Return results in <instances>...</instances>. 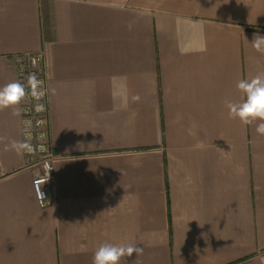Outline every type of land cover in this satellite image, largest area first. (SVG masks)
Segmentation results:
<instances>
[{
    "label": "crops",
    "instance_id": "obj_1",
    "mask_svg": "<svg viewBox=\"0 0 264 264\" xmlns=\"http://www.w3.org/2000/svg\"><path fill=\"white\" fill-rule=\"evenodd\" d=\"M255 35L264 0H0V88L42 55L55 163L43 208L41 161L5 150L22 102L0 110V264H93L103 243L143 248L120 264H264V136L225 106L264 73Z\"/></svg>",
    "mask_w": 264,
    "mask_h": 264
},
{
    "label": "clouds",
    "instance_id": "obj_2",
    "mask_svg": "<svg viewBox=\"0 0 264 264\" xmlns=\"http://www.w3.org/2000/svg\"><path fill=\"white\" fill-rule=\"evenodd\" d=\"M251 47L258 53L264 54V36L255 35L250 43ZM236 87L241 93L242 99L239 102L226 101L230 119H238L242 125L256 124V132L264 136V73L257 74L248 79H241ZM42 82L35 73L27 76V86L18 81L6 84L0 88V110L13 108L14 115H19L18 106L29 95L36 101H40L44 96ZM139 99V97H136ZM45 106L42 103L35 105L36 112H43ZM30 126V122H26ZM4 138H0L2 140ZM30 139V137H29ZM5 150L15 151L18 155L31 153L32 145L28 140H11L5 145ZM51 167L48 168V171ZM37 198L44 200V194L40 191V186L36 192ZM83 250V249H82ZM142 255L143 248L134 244H101L94 253L93 264H120L124 257Z\"/></svg>",
    "mask_w": 264,
    "mask_h": 264
},
{
    "label": "rangeland",
    "instance_id": "obj_3",
    "mask_svg": "<svg viewBox=\"0 0 264 264\" xmlns=\"http://www.w3.org/2000/svg\"><path fill=\"white\" fill-rule=\"evenodd\" d=\"M16 64L22 65L25 68L26 72H23V80L22 83L27 86V76L29 73V69H34L31 59L29 56L19 57L16 60ZM28 69V70H27ZM43 65L37 69V78L42 82V89L45 93L46 90V76ZM27 75V76H26ZM24 110L28 113L25 114V116L28 117V119L31 120V125L29 127L30 132L33 133V143L37 150V159L43 160L47 157H51L52 151L50 150V141H49V121L47 116V110H46V94H44L43 98L40 101H36L33 99L30 95L26 97L24 100ZM37 103H42L45 106V110L43 112H36L35 111V105Z\"/></svg>",
    "mask_w": 264,
    "mask_h": 264
},
{
    "label": "built area",
    "instance_id": "obj_4",
    "mask_svg": "<svg viewBox=\"0 0 264 264\" xmlns=\"http://www.w3.org/2000/svg\"><path fill=\"white\" fill-rule=\"evenodd\" d=\"M29 58L31 59V63H32L34 69H31V70L29 69L28 75L30 73L37 74V72H38L37 69H39V67L43 65V57H42V55H37V56H29ZM17 69H18L17 72L19 73V82L22 83L23 72H26L25 68L22 65L19 66V64H17ZM45 94L47 96L46 90H45ZM24 107H25L24 101H22V110L21 111H23V125H24V130H25L23 137L25 138V140H28V142L32 145V148H33V151L31 153H26V154L28 156V163H33L37 159V157H36L37 150H36V147L33 143V137H32L33 133L28 131L30 126L26 122L31 123V120L28 119L27 116H25V114L27 112L24 110L25 109ZM46 109H47V104H46ZM29 137H30V139H29ZM40 163L42 165L43 173L41 175H38L34 179L33 190H34V193H35V196L37 199V203L39 204L40 207L44 208L50 204L49 202H51V192H52V188H53L54 183H55V176H54L55 175V163H54L53 155L51 154V157L49 156V157L43 159ZM49 167H51V168L48 171ZM39 186H40V191L44 194V200L37 198L36 192H37V189Z\"/></svg>",
    "mask_w": 264,
    "mask_h": 264
},
{
    "label": "trees",
    "instance_id": "obj_5",
    "mask_svg": "<svg viewBox=\"0 0 264 264\" xmlns=\"http://www.w3.org/2000/svg\"><path fill=\"white\" fill-rule=\"evenodd\" d=\"M240 261H242V260H240ZM240 261H239V262H240ZM235 264H236V263H235Z\"/></svg>",
    "mask_w": 264,
    "mask_h": 264
}]
</instances>
